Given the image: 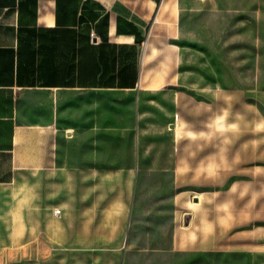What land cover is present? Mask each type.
Instances as JSON below:
<instances>
[{
  "label": "crops",
  "instance_id": "0c3cea01",
  "mask_svg": "<svg viewBox=\"0 0 264 264\" xmlns=\"http://www.w3.org/2000/svg\"><path fill=\"white\" fill-rule=\"evenodd\" d=\"M250 223L264 0H0V264H198Z\"/></svg>",
  "mask_w": 264,
  "mask_h": 264
},
{
  "label": "rangeland",
  "instance_id": "374dc122",
  "mask_svg": "<svg viewBox=\"0 0 264 264\" xmlns=\"http://www.w3.org/2000/svg\"><path fill=\"white\" fill-rule=\"evenodd\" d=\"M242 0H232L233 6H240ZM240 38L241 36H236ZM264 235V225L258 226L257 224H249L247 231L243 232V236L246 238H240L237 241H242L245 244L240 247L244 250L238 251L232 254H219L217 256L201 257L198 264H264V241L261 236ZM229 239H220V245L222 247L227 246ZM230 253V252H229ZM197 258L194 259L191 255H185V264L196 263Z\"/></svg>",
  "mask_w": 264,
  "mask_h": 264
}]
</instances>
